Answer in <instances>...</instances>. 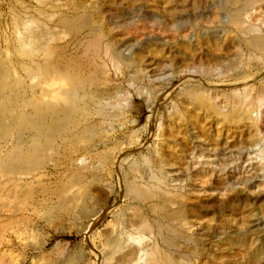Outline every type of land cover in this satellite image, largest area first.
Returning a JSON list of instances; mask_svg holds the SVG:
<instances>
[{
  "label": "rangeland",
  "instance_id": "obj_1",
  "mask_svg": "<svg viewBox=\"0 0 264 264\" xmlns=\"http://www.w3.org/2000/svg\"><path fill=\"white\" fill-rule=\"evenodd\" d=\"M263 15L264 0H0V264H264V132L220 131L187 95L241 61L264 85Z\"/></svg>",
  "mask_w": 264,
  "mask_h": 264
},
{
  "label": "bare ground",
  "instance_id": "obj_2",
  "mask_svg": "<svg viewBox=\"0 0 264 264\" xmlns=\"http://www.w3.org/2000/svg\"><path fill=\"white\" fill-rule=\"evenodd\" d=\"M29 35H28L27 40L25 39V41H26L25 43L26 44H33V43H35L33 45L34 47L33 46L32 47H33V49H37L38 48L37 47L38 45H36V43L38 42L37 41L38 37H35V36H32V35L29 36ZM23 43H24V41H23ZM261 49H264V48L262 47ZM249 64H251V63H249ZM236 68H238L237 73H236V78H235V80L233 79L231 81H229L228 79H226L227 82L229 81L227 84L224 83L227 86H225L223 88L222 87L220 88L217 84L216 85L218 87L215 86L214 83L208 82L210 85H208L209 87L207 89L205 88L206 90L203 89V88H201V86L200 87L199 86H194L192 88H190V87L188 88L187 87L188 88V89L186 88L187 89V95L189 97H195V98H203V99L206 98L207 103H209V105L207 104L208 105L207 112H208V110H210L209 109V107H210L211 109H214V111L217 113V115L215 114V117L217 116L216 123L218 125H221V128L219 129L220 131L222 130V128H225L228 124L234 123V125L243 124L245 126L248 125V124H250V127L249 128H251V131H252L251 134L253 133L254 130H256L258 133H263L264 132V119H262L263 118L262 115L264 114V85L261 86V87H258L257 86L258 87L257 89L255 88V84L253 83V80H254L253 79V76L251 77L252 74H250L248 72V71H250V69H248V68H251V67H250V65H248L247 62L241 61L237 65ZM242 68H244L245 71ZM227 73L229 74L228 71H227ZM53 84L55 85V83H53ZM203 86H205V85H203ZM72 94H73V92H72ZM47 96L48 95L45 96L46 98H44V101H45V103L47 105H49V103L52 102V99L49 96L48 97ZM202 106H204V105H202ZM229 107H231V108H229ZM254 113H256V114L254 115ZM207 117L210 118L211 117V114L209 113V115H207ZM198 119L201 120L202 119V116L199 117ZM205 119L206 118L204 117V120ZM183 120H185V119H183ZM247 120H250V123L247 124ZM77 125H79V124L77 123ZM156 126H155L156 130L154 132V136H152V137H155V139H154L155 141H153V142H155L156 149H158L159 146H161V145L163 146V144L160 143L161 142V138H164L163 140H165V139H167L166 138L167 136H166V134L163 135V134L160 133V130H161V127H162V124L161 123H159L157 127ZM255 134H257V133H255ZM261 139L262 138H260V140ZM172 140L173 139L171 138L169 140V143ZM234 199H235V197H234ZM169 205H171V204H169ZM169 208H171V206H169ZM132 216H134V215H132ZM166 217H167L168 220H172V221L182 220V219H184L185 214H183V211L182 210H178V211H173L172 214H169L168 213V215ZM186 218H188V217H186ZM139 254L140 253H138L137 251L135 253H133V254H130L128 257L126 256L127 258L125 257V259H123V261L120 260L121 263H119V264H131L133 262L135 263V260L140 257V256H138Z\"/></svg>",
  "mask_w": 264,
  "mask_h": 264
}]
</instances>
